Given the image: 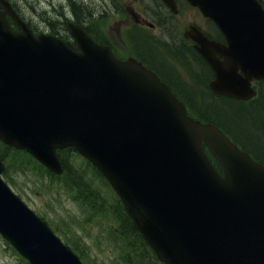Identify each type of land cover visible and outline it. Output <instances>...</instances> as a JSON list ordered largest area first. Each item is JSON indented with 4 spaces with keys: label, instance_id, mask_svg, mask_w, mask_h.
Here are the masks:
<instances>
[{
    "label": "water",
    "instance_id": "water-1",
    "mask_svg": "<svg viewBox=\"0 0 264 264\" xmlns=\"http://www.w3.org/2000/svg\"><path fill=\"white\" fill-rule=\"evenodd\" d=\"M188 1L226 38L227 44L211 41L195 27L186 33L214 72L212 90L255 96L251 81L264 80L263 6ZM68 27L77 46L36 36L0 0V139L56 173L63 171L56 149L76 148L108 179L167 264H264V165L217 126L189 117L152 71L120 61L82 26ZM3 171L0 160L2 236L31 264H83L3 181Z\"/></svg>",
    "mask_w": 264,
    "mask_h": 264
},
{
    "label": "trees",
    "instance_id": "trees-1",
    "mask_svg": "<svg viewBox=\"0 0 264 264\" xmlns=\"http://www.w3.org/2000/svg\"><path fill=\"white\" fill-rule=\"evenodd\" d=\"M258 1L264 6V0ZM71 8L77 22L85 23V25L91 22L93 13L86 5L76 1L71 4ZM56 16L57 17L54 18L44 15L42 16V20L46 24L48 23V26L51 27L53 31L61 32L66 26L62 10H59ZM136 36L143 35H138L135 32V37ZM156 39L157 38L153 37L149 42L139 39L141 50L146 57L151 59L153 67H157V72L160 75L164 71H174L168 61L169 58L183 68H186L185 70L188 73V77L190 78L188 80L190 82L188 81L189 83H187L183 80L181 84L188 92L185 95V99L193 114L203 121L212 122L219 126L235 143L239 144L244 150L264 163V81H261L259 84V96L252 101L239 102L226 97H220L209 88L208 82L212 76L210 70V76L207 82L200 81L198 86L194 82V80L198 78L196 74L202 73L204 68L208 70L207 64L200 55H192L194 61H197L200 65V72L197 73L191 68L192 64H188L185 61L186 52L191 51L186 44L179 40L167 42L158 41ZM177 76L180 77L179 74H177ZM162 77L166 80L165 76ZM214 100L220 103L218 107H215L213 103H211L214 102ZM232 130L235 132V135ZM72 150L73 149H67L62 152L59 151L62 154L61 157L66 170L63 176L51 174L40 164H38V168L45 171L51 177V181H61L65 187L64 189L72 191L75 199L80 201L81 205L83 203L84 207L96 211L97 214L104 219L110 220L117 218L118 228L113 230V234L115 235L114 239L119 243V249H121V257L119 259L121 264H161L127 215L121 200L115 197L112 201V206L108 203L101 204L103 199L99 193L100 189L95 187V183L92 179L89 178L88 181H85V177L91 170L96 176H100V180H102L105 185L109 186V184L90 162L87 163L88 165L85 168L77 167L73 163V156H70L72 155ZM209 156L211 155L209 154ZM0 158H5L10 162L14 171L22 169L27 170V167L34 163L33 158L26 154V152L17 151L3 144L1 141ZM213 161L219 168V164L215 160ZM9 170L10 168L6 170V176ZM76 249L78 250V248Z\"/></svg>",
    "mask_w": 264,
    "mask_h": 264
},
{
    "label": "rangeland",
    "instance_id": "rangeland-1",
    "mask_svg": "<svg viewBox=\"0 0 264 264\" xmlns=\"http://www.w3.org/2000/svg\"><path fill=\"white\" fill-rule=\"evenodd\" d=\"M13 1L17 4L18 8L23 11L27 20L37 31H46V23L42 20L43 15L49 16L52 14L54 15L52 17L55 18V15H58V11L63 9L65 10L64 12L68 14V17L70 16V9H68V11L66 9L69 5L68 0ZM76 1L82 2V0ZM83 1L86 2L87 6L91 10L97 12L100 10L99 0ZM136 10H138L137 7ZM189 19L190 17H184L182 15L176 17L173 20L171 29H168V37L176 39L178 35H175V29L178 28L183 31L184 25L189 22ZM116 20H119V18H109L107 20V24L112 25ZM201 22L202 21H199V23ZM123 25H125L124 21H118L111 26V30H109L110 35L116 41L118 35H121V37L124 36ZM191 59L192 55L186 57L185 61L188 64H192L191 68L193 70H197V64ZM183 69L184 68L178 64L177 73L181 75L185 82L189 83ZM196 76L198 78H203H197L194 80L198 86L200 81L207 82L210 73L206 68H204L202 73L200 72V74H196ZM211 103H213L215 107H218L220 104L217 100H214V102ZM234 133L235 132L233 131V134ZM70 156L77 155L72 154ZM74 160L73 163L77 167L85 166L80 158L78 159L77 157H74ZM27 168L28 172L26 174L20 171L12 172V182H10L12 185L10 183L9 184L12 189L28 204V206L41 217L44 216L45 218H43L47 220L53 228L60 229L62 232L56 233L64 242L65 239L68 238L75 244L76 248H78V250L83 254L85 259L82 257L81 259L85 264L86 262H88V264H121L119 261L121 257L120 249L118 247L119 245L116 241H114L115 235L113 234V230L118 228L117 218L110 220L102 218L96 211L86 208L79 202L75 201L72 197L74 193L64 190L60 183H53L49 177H45L37 170L32 169L31 167ZM89 178L94 181L95 187L100 189L99 193L104 201V203L101 201V204L108 203L112 206V201L115 199V195L110 188L105 185L104 182L100 180L91 170L85 177V181H88ZM8 245L9 244L6 240H4L0 235V264H26L23 262L18 252L12 247L10 248ZM71 246L73 247V245Z\"/></svg>",
    "mask_w": 264,
    "mask_h": 264
},
{
    "label": "flooded vegetation",
    "instance_id": "flooded-vegetation-1",
    "mask_svg": "<svg viewBox=\"0 0 264 264\" xmlns=\"http://www.w3.org/2000/svg\"><path fill=\"white\" fill-rule=\"evenodd\" d=\"M73 2H76V0H73ZM175 2L176 11L174 12L163 0H99L100 10L98 12L92 10L91 22L86 24V26L88 30L90 29L94 33V38L99 43L108 46L119 59L128 60L135 58L157 72V67H153L151 59L143 54L139 39L148 42L153 37H158L156 39L158 41L171 42L172 40H179L191 50L186 52L185 57L199 55L194 48V43L190 39H185L183 34L192 26L202 30L208 37L224 41L215 24L205 18L198 8L191 6L187 0H175ZM81 3L87 6L85 1L82 0ZM136 7L138 10H136ZM71 14L73 15L72 8ZM181 15L190 17L188 24L184 25L183 31L178 28L175 29V35H178L176 39L168 37V29H171L173 20ZM112 17L115 19L119 18V20H116L112 25L107 24V20ZM118 21H124V36L118 35L116 41L110 35L109 30ZM199 21L202 22L199 23ZM135 32L143 36L135 37ZM193 56L191 60L194 61ZM172 69L174 70L173 67ZM161 76H165L168 83L172 85H170L172 89L177 93L184 96L188 93L182 86V82L180 83L177 80L175 70L164 71Z\"/></svg>",
    "mask_w": 264,
    "mask_h": 264
},
{
    "label": "bare ground",
    "instance_id": "bare-ground-1",
    "mask_svg": "<svg viewBox=\"0 0 264 264\" xmlns=\"http://www.w3.org/2000/svg\"><path fill=\"white\" fill-rule=\"evenodd\" d=\"M168 61L170 62V66H172L174 68V70L176 71V77H177V80L181 83L183 82V78L179 76H177V69H178V63H175L174 61L170 60V58L168 59ZM169 66V65H168ZM262 102V101H261Z\"/></svg>",
    "mask_w": 264,
    "mask_h": 264
}]
</instances>
